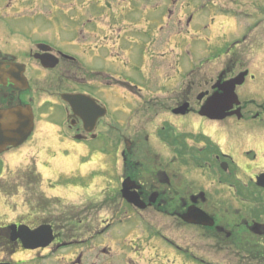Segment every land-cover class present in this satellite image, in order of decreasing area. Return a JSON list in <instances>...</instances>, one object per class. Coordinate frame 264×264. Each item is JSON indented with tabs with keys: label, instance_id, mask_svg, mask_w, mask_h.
I'll use <instances>...</instances> for the list:
<instances>
[{
	"label": "flooded vegetation",
	"instance_id": "1",
	"mask_svg": "<svg viewBox=\"0 0 264 264\" xmlns=\"http://www.w3.org/2000/svg\"><path fill=\"white\" fill-rule=\"evenodd\" d=\"M88 2L84 0L72 23L58 21L41 32L36 22H27L26 2L0 0V40L13 34L31 39L23 61L0 50L5 69L0 72V111L34 105L39 97V107L51 106L38 116L58 119L64 114L68 126L54 132L60 150L51 163L41 162L47 165L37 166V172L31 167L0 177V264H264V107L239 96L241 107H234L238 113L233 116L199 115L208 98L219 93V81L234 76L228 65L189 71L176 61L171 69L181 70L179 81L170 73L137 72V81L117 77L109 70L115 64L103 51L108 46L100 45L109 39L100 34L106 30L101 27L108 26L114 42L124 38L139 43L120 26L135 18L116 16L119 2L110 0L95 1L94 19L86 18ZM102 21L107 25L98 28ZM87 26L93 27L95 42L81 35L64 39L63 34H80ZM43 43L50 47H40ZM39 54L57 57V66L45 68ZM17 62L25 65V89L9 76ZM149 86L154 91L148 94ZM110 90L144 100L152 112L140 116V108L120 106L112 113L122 110L127 116H109L117 118V126L107 112L87 133L82 112L73 114L63 96L85 94L104 108ZM169 99L173 106L167 105ZM186 102L187 115L172 114ZM3 112L0 116H10ZM110 128L122 137L121 161L114 166L94 162L97 157L92 160L88 144L107 138L103 131ZM127 136L134 138L125 144ZM11 151L8 147L0 153L1 166ZM100 151L94 152L105 153ZM76 153L80 160H91H75ZM73 161L69 172L58 166ZM111 172L118 187L110 193L106 183ZM125 180L144 208L123 198Z\"/></svg>",
	"mask_w": 264,
	"mask_h": 264
},
{
	"label": "rangeland",
	"instance_id": "2",
	"mask_svg": "<svg viewBox=\"0 0 264 264\" xmlns=\"http://www.w3.org/2000/svg\"><path fill=\"white\" fill-rule=\"evenodd\" d=\"M23 1L28 5V9H25V12L27 13L25 17L27 18L28 16L27 22L29 24L36 22V25L40 27L41 32H45L46 28L58 21L72 23V18L78 16L79 9L85 5L84 0ZM110 1L119 2V5L114 6V13H116V16L135 18L131 24L125 19V23L120 25L122 31L125 32L129 30V32H132L131 34H133L135 39L141 40L138 44L136 42L127 41L124 38L120 41L118 40L114 42V36L112 33L109 34L107 29L108 26L103 27L102 25L101 29L106 28V30L102 29L100 34L105 35V33H107L109 39L105 38V41L103 43L101 42L100 45H102V48L104 45L108 46V48H103V51L108 53L109 63L115 64L113 67H109V70L116 74L117 77H123L126 79L131 78L135 81L139 80L137 72H141V74L145 76H149L151 72H154V74L162 77L170 73L174 81H179V72L181 70L171 69V67H174L175 65L170 63V61H173L174 57L185 49L187 50L188 55L183 58L186 63L183 64L184 62H181L184 65H182V70L187 66L190 70L207 66L206 71L208 72L213 71L217 67H220L221 69L225 58L227 59L228 56L220 59L218 64L212 66L208 65L213 63L217 57L226 53L229 49L228 46L230 43H234L236 40L242 38L250 27L252 28L253 26L259 25V23L264 20V0H239L238 4H235V1L238 0H222L223 2L226 1L228 4L221 3V5L212 0H177L175 6L171 0ZM231 2H233V4ZM91 4L92 7L88 6L85 10L86 13H91V15L86 16V18L94 19L93 16L95 15V10L93 6H95V1L91 0ZM189 19L192 20L188 24ZM25 23L26 22H23V24ZM100 24L107 25L102 21L99 23L98 28H100ZM263 25L260 24L258 29L249 35L247 41L238 47L243 53L245 51V56L243 58L246 63L243 62V60L242 62L244 63V68L247 67L254 78L248 79L243 86L239 87L238 94L240 97H253L262 107H264ZM83 30L84 31L80 34V30L75 33L71 32L70 35L63 34V37L65 40L69 41L80 38L81 35L82 37L86 36V39H89L90 42H95L94 36L90 34V32H93V27L87 26L86 28H83ZM148 34H150V36H146ZM118 37L117 34V38ZM29 40L30 36L23 34L22 36L9 35L4 40L0 41L4 42L5 46L8 48V53L20 55V45L24 51L28 46ZM36 40L37 38L34 39V41ZM18 43H20V45ZM185 43L187 46H184ZM111 46H113V49ZM92 49V51H95L94 47H92ZM238 70V67H232V72H238ZM194 78L195 76H191V79ZM145 88L147 89L148 94L149 92L154 91V88L150 86ZM134 91L139 95V90L134 89ZM126 93L128 94L129 92L126 91ZM171 102L172 100L169 99L167 105L170 106ZM35 103H38V105L40 104L39 97L35 100ZM173 105L174 103H172L171 106ZM120 106H125L129 109H139L142 106L141 108L144 107V109L140 112V116H149L152 112V109H148L147 111V108H151V106L144 100L136 98L131 94H128L127 97L121 90H110L105 107L109 113L108 118L111 119L116 126L117 118L112 120L109 116H127L122 110L115 115L112 113L114 109L119 108ZM47 109L48 106H44L41 108V112H45ZM156 109L158 112H163V110H160L158 107ZM151 117L152 114L150 115V118ZM64 119L65 116L62 114L58 119H46V121L50 120L49 124L45 122L39 123L38 121L39 125L37 134L34 132L25 143V146L28 144L26 149L22 147L21 149H14L13 155H10V161L12 162L10 165L13 166L12 168H15L16 166L24 167L34 161L50 163V159H55L56 156H58V152L56 151L60 150V145L57 140L58 136L56 134L55 137L54 132L55 130L60 129L59 124H64V126L67 127ZM151 128H153V126H151ZM103 132L107 133V131ZM108 133L106 135L107 138H103L101 141H91L88 144L91 146L92 151L103 145V148L99 150L104 151L106 155L102 153L93 154L92 159L94 156L97 157L94 162L97 161L102 164L109 163L114 166L115 162L121 161V158H115V148L112 146L116 147L117 150L121 149L122 137L119 135H113L115 134L113 130ZM151 133H154V131ZM130 135L133 134L131 133ZM128 137L130 139L134 138L133 136ZM110 143L112 146L109 145ZM25 146L23 145V147ZM50 146H52V148ZM53 149V155L49 152L48 154L46 153L47 150ZM25 153H27L24 159L25 163L22 164V162L19 164L18 161H20V158ZM75 160L80 161L79 153H76ZM86 160L89 161L91 159L86 158ZM73 165L74 161L58 164V166L63 167L66 172L74 169L75 167ZM93 166H95V164L90 165L89 167ZM13 170H16V168ZM98 173L99 171L95 172L94 176ZM5 176H8V174H5ZM92 179L93 177L82 180L81 182H78V184L83 183V185H85V183H89ZM116 183L117 177L111 172L107 177L106 183L110 193L117 191L116 188L118 185H116ZM93 190H95V186L93 187ZM78 191V189L75 190V192Z\"/></svg>",
	"mask_w": 264,
	"mask_h": 264
},
{
	"label": "water",
	"instance_id": "3",
	"mask_svg": "<svg viewBox=\"0 0 264 264\" xmlns=\"http://www.w3.org/2000/svg\"><path fill=\"white\" fill-rule=\"evenodd\" d=\"M44 61L45 65H50L53 67L55 64H48ZM246 72L238 76L237 78L231 80L230 82L220 84V94L215 95L212 99H210L205 107L202 109L201 113L207 116H228L231 114H226L227 110L232 108L234 105L240 104L238 100V96L236 94V87L238 85H242L245 81ZM66 100L71 103L74 107L76 102H78L79 98L74 96L70 98H66ZM29 113L30 116H20V113ZM185 113V108L178 111ZM14 113H17L18 116H0V144L3 146L13 145L18 146L22 144L32 133L34 128V116H32L31 108L28 107L27 110H16ZM91 116V123L95 122L98 117ZM85 122H88V116H82ZM6 119V120H5ZM92 128H89V131ZM125 197L129 201H134L135 199L132 197L129 186L125 184L124 189Z\"/></svg>",
	"mask_w": 264,
	"mask_h": 264
}]
</instances>
